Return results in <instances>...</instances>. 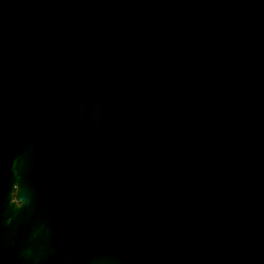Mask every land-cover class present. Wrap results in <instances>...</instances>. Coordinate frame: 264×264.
Masks as SVG:
<instances>
[{
  "label": "water",
  "instance_id": "water-1",
  "mask_svg": "<svg viewBox=\"0 0 264 264\" xmlns=\"http://www.w3.org/2000/svg\"><path fill=\"white\" fill-rule=\"evenodd\" d=\"M0 264H264V0H0Z\"/></svg>",
  "mask_w": 264,
  "mask_h": 264
}]
</instances>
